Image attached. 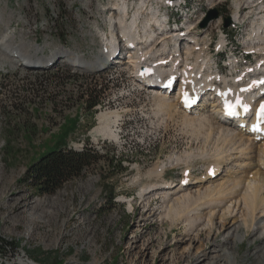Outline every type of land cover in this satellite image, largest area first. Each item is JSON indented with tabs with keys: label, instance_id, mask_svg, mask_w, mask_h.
<instances>
[{
	"label": "rangeland",
	"instance_id": "374dc122",
	"mask_svg": "<svg viewBox=\"0 0 264 264\" xmlns=\"http://www.w3.org/2000/svg\"><path fill=\"white\" fill-rule=\"evenodd\" d=\"M0 1V12L6 21L0 25L1 29L10 26L17 41L37 42L42 47L40 55L49 58L40 60V64L52 60L46 67L33 70L19 61L15 67L0 66V239L3 242L0 264H193L194 257L189 256L198 248L209 250L215 243H223L225 228H217L222 223L219 217L211 235L193 241L184 234L185 222L173 221L172 213L164 210L162 190L157 191L159 194L141 196L142 181L163 182L149 177L162 167L166 169L163 183H169L163 191L174 192L186 186L182 178L190 172L194 182L207 175V168L219 158L218 147L222 146L216 136L185 127L176 118H166L168 123L161 120L164 116L156 114L152 91L160 87L137 84L133 78L136 69L127 52L120 56L123 66L109 61L103 68L76 67L67 55L68 59L65 54L55 52L67 47L93 61L104 46L105 34H110L112 29L108 20L109 2H127L129 20L142 4H152L160 8L157 16L171 14L175 21L191 24L190 35L198 38L206 51L204 56L211 59V70L227 73L231 62L239 68L247 64L245 60L252 64L264 59L263 54L261 57L256 53L258 44L253 45L252 55L247 56L246 44L258 39L255 34L245 33L255 32L256 21L264 16V1L187 0L181 9L165 6V0ZM212 9L219 10V18L202 27ZM239 11L241 19L235 22L233 17ZM141 16L140 27H143L148 15ZM228 17L232 23L225 27ZM224 37L231 40L227 52L218 51ZM171 42L169 39L167 44ZM29 46L27 49L33 53V45ZM172 49L167 50L169 55L174 53ZM197 51L192 56L194 59ZM177 92L178 83L170 95L177 97ZM95 96L99 103L91 108L88 99ZM205 106L211 109V104ZM109 110L120 114L116 126L118 138L94 131L100 121L99 113ZM85 143L110 155L117 154L127 170L111 172L108 164L103 163L56 193L45 195L23 180L27 168L43 152L58 146L83 147ZM193 152L197 156L189 163L191 169L185 171L187 164L177 162L176 157L187 158ZM230 152L226 151L227 158ZM227 158L216 177L209 173L215 178L214 184L228 185L232 177L246 176L245 171H250L249 160H239L237 165L233 156L230 161ZM111 173L113 177L104 180ZM210 182L203 183V188ZM104 183L116 189V202L110 201L104 192ZM200 184H192L189 191L197 194ZM226 190L223 188V192ZM218 191L215 196L218 193L217 197H224ZM215 196L212 198L218 199ZM148 207L150 210L146 212ZM251 229L242 228L241 233L246 235L243 241L230 244L237 264H264V236L259 237ZM205 262L208 259L202 263Z\"/></svg>",
	"mask_w": 264,
	"mask_h": 264
},
{
	"label": "bare ground",
	"instance_id": "6f19581e",
	"mask_svg": "<svg viewBox=\"0 0 264 264\" xmlns=\"http://www.w3.org/2000/svg\"><path fill=\"white\" fill-rule=\"evenodd\" d=\"M186 1L187 0H177L175 2L176 7L174 8H179L185 4ZM1 2L2 1H0V3ZM108 4V20L112 29L110 34H105L106 38L104 39V46L102 45V50L100 49L101 51L98 53V55H96L93 61L87 60L83 54L65 47L58 49V51L55 53H57V55L60 53L67 55L70 61H72L75 65H85L86 67L91 68H103L105 67L104 65L106 64V60H110L113 63H124L122 60L123 57H118L119 59H113V54L115 48L118 46V43L122 42V40H129L130 42L137 43V47L129 50V57L136 69V73L133 75V78L140 87L142 85L159 84L155 78L156 76L153 75V73H150L146 77L142 78L139 74L142 69L153 68L157 74H162L163 82H168L171 79L170 77L172 74L180 71L183 68H186L190 71L192 77L196 78V80L201 79V81H203V91L209 87L211 89L221 88V92L225 94L227 89L222 87V85L218 87L215 84H218V82L226 83L229 80V74L218 75L215 71L211 70V59L208 60L204 56L206 51L203 48H198L199 43L196 39L189 38V41H187L184 46L186 48L185 63H180L181 61L178 62L176 57L174 58L175 55L182 56V52L180 50L181 44L182 41L187 38L178 30L172 29V31H165V21H163L161 16H157V12L158 14L160 13V8H157V6H153L152 4H142L141 7L135 11L134 17L129 20L127 18L129 17L130 6L127 2L124 1L122 3L118 2L115 4L109 2ZM144 13L148 15L147 23L143 27L141 26V28H139L136 24L139 22V16ZM239 13L240 11L235 14L233 21L237 22L241 19V17H239ZM5 22V18L0 12V25H3ZM256 22L258 24H256L253 30L255 31L254 34L256 33V37L259 39L260 43L257 45V47L255 46V48L264 51V16H261ZM9 27L10 26H6L4 30L0 27L1 67H6L7 65L15 67L16 61H19L20 64L33 65L40 64V60L47 61L49 59L44 55H40L42 47L37 44V42L30 43L34 48V52L31 53L27 49V46L30 44L25 41H17L12 28ZM119 32L125 35L122 39H119ZM247 35H250V33H247ZM169 39L173 41L171 44H167ZM254 39L256 40V38ZM221 42L223 43L224 39H222ZM177 45H179V47H177ZM169 48H173L174 53H172L167 60V57H164V54L167 53ZM196 49L200 50H198L195 59L190 61L193 58L192 56L195 55ZM262 56L263 55H261V57ZM168 61H171L169 66L167 64ZM125 64L127 63L125 62ZM120 66H123V64ZM233 66L234 67H232V70L237 71V65L233 64ZM221 71L220 73H222ZM182 86H184V83H180L179 88H182ZM187 87L189 88L188 83ZM239 87L240 86L231 84L230 89L236 91ZM152 91L154 92V100L156 102V114L164 116L161 120H165L166 118H176L182 121V123L185 124V127H192V130L194 128L196 131H200V129H202L204 132H208L209 135L214 134V136H216L217 141L222 145L220 148L218 147L219 150L217 149L219 151V158L212 162L207 168L208 170L214 169V177H216L222 171V163L224 158H227V155H225L226 151H232L230 154L228 153L230 157L225 159L226 161L232 160L230 159L232 156L234 157L233 161H236L237 165L240 164L239 160H243V162H245L244 160H249L247 166L249 167L250 171H245L246 176H239L238 174L229 179V181H231V185H228L230 186L226 185L225 183L214 184L215 180L213 179L215 178L212 177L209 172L207 175H204V177L202 176L201 179L194 182L191 179L190 172L189 174L187 173V176L182 178L185 180L186 186H180L174 192H169L167 190L163 191L169 187L167 186L169 183H163L165 181L166 173V169L164 167L154 173L151 172L149 175V177H155L159 180H163L161 184L158 182H141L143 186V191L141 190L142 197H146L147 195H151L153 193L159 194L161 192L158 193L157 191L162 190L161 195L163 200H165V204L163 206L164 210L172 213V216H174L173 221L175 220L176 222L181 220L185 222L184 234L191 236L190 239L193 241H199V239H201L204 235H211L217 227V222L215 219L219 217L222 220V223H220L221 225L217 228H225V233L223 232L222 235L223 243H215L212 247H210L211 249L209 250L207 248H198V251L194 255L189 256L191 258L194 257V261H192L194 262L193 264H237V258L235 255H233L230 244L237 241H243L246 235L241 233V229L253 228L255 234L259 233V237L264 236V138L258 141L255 137L256 134L253 135L249 131L248 126L247 128H243L238 126L236 121L231 120L226 116L221 115L218 117L217 115H220V107L217 99L211 104L210 110L206 108L204 103H200L197 107L188 110L183 106V95H181L180 92L179 94L177 93L178 96L175 97L173 94L170 95L168 93L169 90H166L167 93H164L161 90V87L160 89L157 88ZM257 91L258 93L260 92L259 90ZM169 92H171V90ZM99 120V124L94 129L95 132L106 137H119V133L116 129V126L119 124L120 120V114L118 111H101L99 113ZM241 121L246 122L247 117ZM200 140L202 139L200 138ZM201 144L203 145V143ZM226 146L229 147L228 150L226 149ZM196 156L197 155H195L193 152L188 153L186 156L187 158L177 156L176 160L177 162L181 161L187 164V169L185 170L187 171L188 169H191L189 163L194 160ZM257 157L258 159H256ZM243 166H245V164H243ZM251 166H253L252 170L254 169V171L251 170ZM208 181H211L210 185L204 189L203 183ZM194 183H201L199 191L197 190V194L196 192L194 194L189 191L190 186ZM201 188L204 190H201ZM223 188H227V190L223 192ZM218 190L221 191L219 192ZM217 191L224 194V197H217L218 193L215 196ZM176 193H179V195L175 198H173V196L171 197V194ZM213 195L218 199L212 198ZM204 208H208L209 210L204 213L202 211ZM138 209L139 207L136 208V210ZM149 210L150 208L148 207L146 212ZM219 214L220 216H218ZM200 226H202L201 229H199ZM202 245H204L203 242L201 243V246ZM191 246L192 243L190 244L189 250L192 249ZM206 259H208V262L202 263Z\"/></svg>",
	"mask_w": 264,
	"mask_h": 264
},
{
	"label": "trees",
	"instance_id": "16d2710c",
	"mask_svg": "<svg viewBox=\"0 0 264 264\" xmlns=\"http://www.w3.org/2000/svg\"><path fill=\"white\" fill-rule=\"evenodd\" d=\"M98 103L96 96L94 99H88V105L91 108ZM103 163L108 164L111 172L116 170L123 173L127 170V167L123 166V160L120 156L115 153L110 155L91 143H85L81 149L58 146L43 152L37 160L32 162L27 168L23 180L41 195L54 194L68 182L83 177L98 167L100 168ZM112 177L113 173L103 178L108 180ZM103 190L106 195L110 196V201L116 202V189L113 186L104 183ZM2 243L0 239V245Z\"/></svg>",
	"mask_w": 264,
	"mask_h": 264
},
{
	"label": "snow or ice",
	"instance_id": "6c2138e0",
	"mask_svg": "<svg viewBox=\"0 0 264 264\" xmlns=\"http://www.w3.org/2000/svg\"><path fill=\"white\" fill-rule=\"evenodd\" d=\"M264 84V81H254L253 85H259ZM253 85H249L248 88L241 89V91H249ZM185 102H189V97L187 93H184ZM237 108H242L245 113L249 111V105L246 103H243L241 98L237 96L235 103H225V112L229 116H235L237 115ZM257 119H264V103H262L257 110Z\"/></svg>",
	"mask_w": 264,
	"mask_h": 264
},
{
	"label": "water",
	"instance_id": "95a60500",
	"mask_svg": "<svg viewBox=\"0 0 264 264\" xmlns=\"http://www.w3.org/2000/svg\"><path fill=\"white\" fill-rule=\"evenodd\" d=\"M219 16H220L219 10L218 9H212L209 12L208 16L205 18V20L202 22L201 26L205 27L210 21L219 18ZM231 22H232L231 17L226 18L224 26L229 27L231 25Z\"/></svg>",
	"mask_w": 264,
	"mask_h": 264
}]
</instances>
